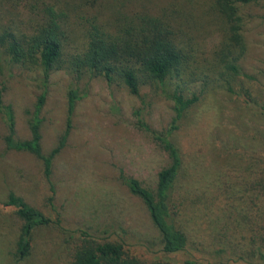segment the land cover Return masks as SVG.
<instances>
[{
  "label": "rangeland",
  "instance_id": "obj_1",
  "mask_svg": "<svg viewBox=\"0 0 264 264\" xmlns=\"http://www.w3.org/2000/svg\"><path fill=\"white\" fill-rule=\"evenodd\" d=\"M239 13L241 42L232 52L238 72L227 70L223 62L194 58L183 77L188 73L200 81L187 84L184 93L193 92L197 98L172 134L183 157L177 186L188 188L191 183L198 187L197 194L202 193L199 202V198L183 199L185 203L197 201L188 215L196 220L206 211L201 207L212 204L210 220L226 232L222 243L229 241L233 248L243 230L239 226L235 233L234 206L239 210L256 197L264 207V191L245 186L261 169L257 154L264 148V115L248 112L234 93L244 91L256 105L264 104V0L239 6ZM69 40L68 51L76 46L73 37ZM69 59L65 52L60 67L50 71L45 85L37 65L0 63V264H66L68 251L77 242L69 233L85 231L101 240L119 237L113 228L105 230L111 223L131 233L148 250L158 248V233L144 204L128 191L122 177L135 178L141 186L154 190L156 172L168 159L139 124L163 132L173 117L171 102L148 80L140 83L135 96L118 80L107 82L86 70L70 71ZM69 88H74L78 97L64 143L52 157L54 192L47 199L39 161L27 152L5 147L6 119L9 114L13 118L14 139L29 138L34 102L45 90L38 119L41 151L48 154L67 127ZM217 141L226 149L216 147ZM231 147L238 148L228 151ZM218 165L225 176L218 177ZM10 191L49 217H59L65 227L60 230L49 224L36 228L28 255L22 259L15 254L20 222L2 206ZM193 220L184 222L183 229L189 242L198 243L205 237L199 229L204 224ZM212 227L217 230L215 224Z\"/></svg>",
  "mask_w": 264,
  "mask_h": 264
},
{
  "label": "trees",
  "instance_id": "obj_2",
  "mask_svg": "<svg viewBox=\"0 0 264 264\" xmlns=\"http://www.w3.org/2000/svg\"><path fill=\"white\" fill-rule=\"evenodd\" d=\"M254 1L0 0V63L37 65L45 85L50 71L60 67L61 56L67 52L70 58L67 68L74 73L86 70L102 76L107 82L118 80L135 96L139 95L140 83L148 80L171 102L173 117L163 132L139 124L165 151L168 159V163L156 172L154 190L141 186L135 178L122 177L128 191L144 204L158 233V248L148 250L131 233L111 223L105 230L113 228L121 234L119 237L101 240L85 231L69 233L77 242L68 251L66 264H264V207L260 200L249 199L239 210L234 206L233 211L238 217L233 219L235 233L239 226L243 230L234 248L229 241L222 243L226 232L211 222L212 204L203 205L201 209L206 211L196 220L188 215L193 205L202 199V193L197 194L195 188L198 187H192L191 183L188 188L177 186L183 157L172 140L185 112L197 98L193 92L184 93L187 84L200 81L199 77L190 78L188 73V78L183 77L186 69L194 58H198L201 62H223L227 70L238 72L232 52L241 42L239 6ZM72 37L76 46L68 51L66 42ZM227 57L231 60L225 62ZM234 93L239 95L248 112L264 115V104L256 105L244 91L235 90ZM44 94L45 90L34 102L33 116L28 124L29 138H13L14 121L9 114L4 143L7 149L27 152L39 161L44 193L51 199L54 192L50 181L52 157L64 143L69 116L78 95L74 88L67 90V127L59 137L58 145L43 154L38 113ZM215 146L226 149L225 144L218 141ZM257 157L261 165L259 176H254L249 185L245 182V186L253 185L255 190L264 191V176H260L264 170V148ZM219 166L218 177L225 176ZM187 197L199 199L185 203L183 199ZM2 206L20 222L15 243L18 259L28 255L36 228L49 224L60 230L65 228L59 217H49L42 209L29 205L11 191ZM216 216L218 219L219 214ZM188 220L204 224L199 229L205 237L198 243L188 241L183 229ZM242 241L244 244L237 251Z\"/></svg>",
  "mask_w": 264,
  "mask_h": 264
}]
</instances>
